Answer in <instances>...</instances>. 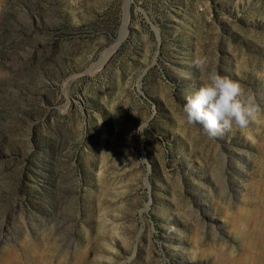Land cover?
<instances>
[{
    "label": "rangeland",
    "instance_id": "obj_1",
    "mask_svg": "<svg viewBox=\"0 0 264 264\" xmlns=\"http://www.w3.org/2000/svg\"><path fill=\"white\" fill-rule=\"evenodd\" d=\"M210 70L260 108L212 139ZM0 264H264V0H0Z\"/></svg>",
    "mask_w": 264,
    "mask_h": 264
},
{
    "label": "clouds",
    "instance_id": "obj_2",
    "mask_svg": "<svg viewBox=\"0 0 264 264\" xmlns=\"http://www.w3.org/2000/svg\"><path fill=\"white\" fill-rule=\"evenodd\" d=\"M205 65L204 60L196 61L202 71ZM259 111L255 96L246 93L237 81L215 70L208 71L199 87L185 96L182 108L183 122L201 126L210 139L234 128L248 127ZM144 127L142 122L137 132L143 133Z\"/></svg>",
    "mask_w": 264,
    "mask_h": 264
},
{
    "label": "bare ground",
    "instance_id": "obj_3",
    "mask_svg": "<svg viewBox=\"0 0 264 264\" xmlns=\"http://www.w3.org/2000/svg\"><path fill=\"white\" fill-rule=\"evenodd\" d=\"M128 19H129V14H128V8L126 9V13H125V23H124V31H123V34L125 33V24L127 25L128 23Z\"/></svg>",
    "mask_w": 264,
    "mask_h": 264
}]
</instances>
